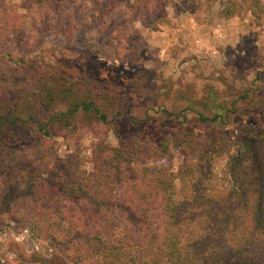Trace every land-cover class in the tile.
Wrapping results in <instances>:
<instances>
[{
  "label": "rangeland",
  "instance_id": "obj_1",
  "mask_svg": "<svg viewBox=\"0 0 264 264\" xmlns=\"http://www.w3.org/2000/svg\"><path fill=\"white\" fill-rule=\"evenodd\" d=\"M187 1L0 0V115L24 121L0 135V264H73L67 244L62 258L40 233L47 224L12 216L22 209L8 204L12 191L19 202L27 193L12 171L61 182L63 169L91 174L124 146L149 168L169 158L176 174L210 137L218 147L246 135L264 144V0H217L194 12ZM66 100L95 101L107 121L83 110L68 130L56 120ZM201 115L222 118L210 125ZM224 157L213 154L217 173ZM28 204L40 214L91 209L59 197Z\"/></svg>",
  "mask_w": 264,
  "mask_h": 264
},
{
  "label": "trees",
  "instance_id": "obj_2",
  "mask_svg": "<svg viewBox=\"0 0 264 264\" xmlns=\"http://www.w3.org/2000/svg\"><path fill=\"white\" fill-rule=\"evenodd\" d=\"M195 1L192 6L187 1L192 12L217 0ZM250 2L252 7L262 6V0ZM65 104L66 111L56 120L68 122V130L77 129L76 114L83 110L107 121L95 101L66 100ZM219 118L201 115L199 119L215 125ZM29 122L44 137L49 135L47 125ZM20 123L24 121L19 117L0 115V135L10 127L19 128ZM18 139L19 135L13 138ZM217 143L213 136L200 155L187 153L176 174L169 158H164L168 164L149 168L140 165L131 155L133 149L124 150V146L110 149L105 163L91 174L63 169L67 175L61 182L31 181L29 175L19 177L23 169L17 175L12 171L9 180L17 185L26 180L27 193L19 202L12 191L8 204L22 207L12 208V216L47 224L40 233L55 241L62 258L66 255L59 246L67 244L66 250L74 253L70 255L73 264H264V144L252 135L240 137L235 145L218 147ZM221 152L225 164L217 173L213 154ZM139 156L146 158L142 153ZM58 197L62 202L83 200L91 209L40 214L28 204V200L46 203ZM53 220L63 230L53 231Z\"/></svg>",
  "mask_w": 264,
  "mask_h": 264
}]
</instances>
